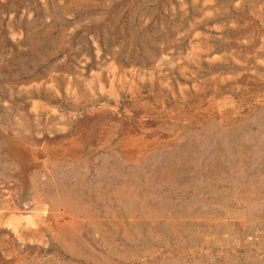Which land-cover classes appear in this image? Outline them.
Returning <instances> with one entry per match:
<instances>
[{
  "label": "rangeland",
  "instance_id": "374dc122",
  "mask_svg": "<svg viewBox=\"0 0 264 264\" xmlns=\"http://www.w3.org/2000/svg\"><path fill=\"white\" fill-rule=\"evenodd\" d=\"M0 264H264V0H0Z\"/></svg>",
  "mask_w": 264,
  "mask_h": 264
}]
</instances>
